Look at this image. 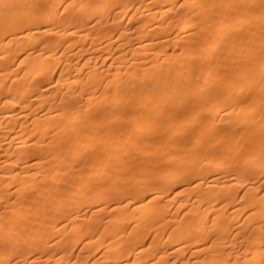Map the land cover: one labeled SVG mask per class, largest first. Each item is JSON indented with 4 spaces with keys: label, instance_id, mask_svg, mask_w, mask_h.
Masks as SVG:
<instances>
[{
    "label": "bare ground",
    "instance_id": "bare-ground-1",
    "mask_svg": "<svg viewBox=\"0 0 264 264\" xmlns=\"http://www.w3.org/2000/svg\"><path fill=\"white\" fill-rule=\"evenodd\" d=\"M0 264H264V0H0Z\"/></svg>",
    "mask_w": 264,
    "mask_h": 264
}]
</instances>
